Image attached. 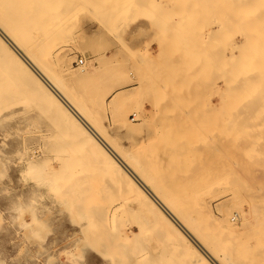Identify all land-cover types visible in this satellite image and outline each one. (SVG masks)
Segmentation results:
<instances>
[{
  "label": "rangeland",
  "instance_id": "1",
  "mask_svg": "<svg viewBox=\"0 0 264 264\" xmlns=\"http://www.w3.org/2000/svg\"><path fill=\"white\" fill-rule=\"evenodd\" d=\"M35 1L0 0V14L12 17L31 54L157 182L180 214L194 227L201 225L199 232L227 264H264V15L259 2L231 10L234 21L224 22L225 27L216 17L225 12L208 5L213 13L205 16L209 10L202 3L211 0H197L198 7L195 0H184L189 6L183 0L185 5L176 0ZM177 4L187 10L179 11ZM170 7L177 13H168ZM190 7L200 9L196 16ZM188 9L192 18L185 14L184 22L181 15L178 22ZM248 30L252 41L242 45L250 54L233 43ZM124 37L131 43L124 44ZM20 71L0 39V264H48L51 258L53 264H117L115 256L122 264L139 257L141 264H198L157 229L131 199L129 185H120L81 146L83 136L70 130L69 117L45 102L34 80ZM29 162L36 169L31 178L24 175ZM119 202L127 206L109 219L106 211ZM134 231L140 236H129Z\"/></svg>",
  "mask_w": 264,
  "mask_h": 264
},
{
  "label": "bare ground",
  "instance_id": "2",
  "mask_svg": "<svg viewBox=\"0 0 264 264\" xmlns=\"http://www.w3.org/2000/svg\"><path fill=\"white\" fill-rule=\"evenodd\" d=\"M35 1V0H34ZM134 1V0H133ZM137 1V0H136ZM134 1V2H136ZM139 1V0H138ZM159 1V0H158ZM166 1V0H165ZM174 0H170V2H173ZM180 1L181 3V0H176ZM175 1V2H176ZM184 1V0H183ZM182 1V2H183ZM192 1V0H191ZM199 1V0H198ZM202 2L203 1H206L208 2V0H201ZM210 1V0H209ZM36 2V1H35ZM39 2V0H38ZM110 1H108L109 3ZM169 2V1H168ZM185 4H187L189 6V4L184 1ZM196 4H197V7H198V4L201 6L200 3H197V0H195ZM259 2V3H258ZM18 3V2H17ZM16 3V4H17ZM40 3V2H39ZM159 3H162V2H159ZM165 3V2H164ZM164 3H163V8H164ZM177 3V2H176ZM204 3V2H203ZM203 3H202V8H205V11L209 10V13H210V9H208V5L209 7L212 9V11H215V10H220L222 12H225L226 16H223L222 13L220 12V16L219 15H216L217 13L214 12V18H215V15L217 17V21L218 22H222V25H224V22L226 23L227 21L229 22H232L234 21L233 19H229V17H231V13L230 11H235L236 9L235 8H239L241 7V5H254V4H257L259 5V7L261 8L259 11V15L262 14L264 15V0H211V4H204L203 6ZM19 4V3H18ZM167 6H171L172 4L170 3H166ZM182 5H185L184 3H181ZM181 4H177L179 5L178 8L180 7ZM193 4H194V1H193ZM192 4V5H193ZM83 5V4H82ZM162 5V4H161ZM181 5V6H182ZM39 6V5H37ZM175 6V4L172 5V7ZM186 6V7H188ZM194 6H196L194 4ZM15 7V6H13ZM34 7V6H33ZM36 7V6H35ZM166 7V6H165ZM184 7L185 6H182L180 7L179 11H182L181 9L183 8L184 10ZM185 7V8H186ZM232 7V8H231ZM193 7H190V10H192ZM196 8V7H194ZM231 8V9H230ZM171 9V7H170ZM173 9H176V7ZM14 10V9H13ZM187 10V8H186ZM185 10V13L184 14H180V16H177L176 20H178V22H182V19H181V15H183L184 17V22H187L186 20V17L184 16L185 14H189V9L188 11ZM195 12V15L193 14V16H196V11L200 9H193ZM192 10V11H193ZM204 9H202L201 11H203ZM165 11V10H164ZM172 11L174 13H177L176 10H170V12L168 11V13L172 14ZM191 11V12H192ZM205 11H203V13H205ZM188 12V13H187ZM200 16H202V14ZM206 14L205 16L207 15H211L212 16V13L211 12L210 14ZM179 14V12H178ZM199 14V13H198ZM197 14V16H198ZM175 15V14H174ZM249 15V14H248ZM252 16H254L253 14H251ZM261 15V16H262ZM190 17H187V18H192L191 14H189ZM238 16L237 14H234V17ZM250 16V17H252ZM180 17V18H179ZM199 17V16H198ZM197 17V18H198ZM209 17V16H208ZM263 17V16H262ZM195 18V17H193ZM212 18V17H211ZM212 18V19H214ZM240 18V17H238ZM169 19V18H168ZM172 19V18H171ZM186 19V20H185ZM188 19V21H189ZM251 19V18H249ZM259 19V18H258ZM173 20V19H172ZM171 20V21H172ZM175 20V21H176ZM210 20V19H209ZM264 19L261 18V22L263 21ZM12 17H10V15L8 14H0V39L4 42V47H5V50L8 54L12 55V57H15L18 62L20 63V65L22 66V71H20V73L23 74L24 72V75H26L25 77L28 78L29 77V80L33 81V85H36V89L40 91L41 93V96L43 97L44 101L45 102H50L52 103L54 106H56L57 109H59L60 111H63L64 114H66L67 118L69 117V119L71 120L72 123H70V130L75 133V134H79V135H82L83 136V139L80 140L82 143V147L84 146V148L86 149L87 152L90 153L91 156L95 157L96 160H98L103 167L106 168L107 171L111 172V175H114L116 177V179L120 182V185L122 186H125L123 185L126 184V185H129V195L131 196V199L134 200L136 202V204L139 206V209L141 208L142 211L145 213V215L148 217L149 220H151L155 226H157V229H160L163 234L165 236H167L173 243L172 245H174L175 247H179L180 250H182V252H186L192 263H208V264H227L225 262V260L223 259V257L218 254L217 252H215V250L209 245L208 241L206 240V238H204L202 236V234L199 232L200 229H202L201 225L198 224V228L194 227L193 223L189 220V218H185L183 217L180 212L178 211V209L176 208L175 204H174V201H172L170 199L169 196H167L166 194H164L162 192V190L160 189V187L158 185H156L157 182H154L153 181V178H151L148 174H146L144 172V170H142L141 168H139L134 162H132L128 156L122 152V150H120V148L115 145L110 139L109 137L101 130V128L87 115V113L84 111V109L78 105L75 100L65 91V89L63 88V85L61 84V81H59L60 79H56L53 75H51L50 73L47 72V70L45 69V67L31 54V51H29L26 46L22 43V41L19 39L18 35L16 34V32L14 31V26L12 25ZM169 21V20H168ZM198 21V20H197ZM217 21H216V24H217ZM259 22V21H258ZM11 23V24H10ZM191 23V22H190ZM188 23V24H190ZM236 23V22H235ZM234 23V24H235ZM183 24V23H182ZM187 24V25H188ZM192 24V23H191ZM215 24V26H216ZM221 24V23H220ZM227 24V23H226ZM224 25L225 27L228 25ZM232 24V23H231ZM261 24V23H260ZM179 25V24H178ZM181 25V24H180ZM186 25V26H187ZM263 25V24H262ZM257 26V28H260L263 27V26ZM184 26V25H182ZM189 26V25H188ZM187 26V27H188ZM192 26V25H191ZM218 26V25H217ZM176 27V26H175ZM178 27V26H177ZM190 27V26H189ZM246 27V26H245ZM254 27V26H253ZM252 27V28H253ZM184 28V27H183ZM219 28V27H217ZM224 28V27H223ZM248 29H251V27H246ZM180 29V28H179ZM222 29V27H221ZM183 30V29H182ZM186 30V28H185ZM184 30V31H185ZM209 30V29H208ZM263 30V29H262ZM189 31V29H188ZM240 31V30H239ZM238 31V32H239ZM246 31V30H245ZM259 31V30H258ZM187 32V31H185ZM213 32V31H212ZM235 32V31H234ZM241 32V31H240ZM183 33V31H182ZM188 33V32H187ZM263 33V32H262ZM185 34V33H183ZM212 34V33H210ZM241 34H244L243 32ZM249 34V35H248ZM264 34V33H263ZM187 35V34H185ZM215 35V33L213 34ZM212 35V36H213ZM237 35V34H235ZM261 35V34H260ZM251 36V32L248 30V32H246L243 36H242V41L241 42H238L237 41V37L234 36L236 39L233 43L236 44L235 45V48L239 47L240 45L243 46L242 44H246L247 42H250V40L252 41V38L250 37ZM209 37H211L209 35ZM233 37V38H234ZM232 38V37H231ZM232 38V39H233ZM260 38V37H259ZM191 39V38H190ZM261 39V38H260ZM195 40V39H194ZM187 41H190L188 40L187 38ZM230 41V40H229ZM256 41V40H254ZM205 42V41H204ZM217 42V41H216ZM215 42V44H216ZM260 42V41H259ZM256 43L261 45L260 43ZM262 44H264V41H262ZM202 43V42H201ZM209 43V41H208ZM211 43V42H210ZM228 43V42H227ZM232 43V45H234ZM31 44V43H30ZM163 44V43H162ZM192 44V43H191ZM194 44V43H193ZM206 44V43H205ZM213 44V43H211ZM210 44V45H211ZM221 44V43H220ZM240 44V45H239ZM208 45V46H210ZM239 45V46H238ZM248 45H251V43H249ZM188 46V45H187ZM206 46V45H205ZM263 46V45H262ZM245 48V50L247 49L246 47H248L247 45L246 46H243ZM264 47V46H263ZM232 48V47H231ZM243 48V50H244ZM249 48V47H248ZM252 48V47H251ZM226 49V48H225ZM234 49V48H233ZM250 49V48H249ZM255 49H257L255 47ZM260 49V48H259ZM210 50V49H209ZM217 50V49H216ZM253 50V48H252ZM261 50V49H260ZM247 51V50H246ZM245 51V52H246ZM249 51V50H248ZM247 51V52H248ZM209 52V51H208ZM251 50L249 51V54H250ZM198 53V52H197ZM215 53V52H214ZM252 53H254V51H252ZM262 53H263V48H262ZM34 54V53H33ZM211 54V53H210ZM213 54V53H212ZM211 54V55H212ZM260 54V52H259ZM264 54V53H263ZM198 55V54H196ZM209 57V60H212V57L211 56ZM254 55V54H253ZM199 57H201L200 55H198ZM206 56V54H205ZM215 56V54H214ZM232 56V55H231ZM236 56V55H235ZM198 57V58H199ZM219 57V56H218ZM228 57V56H227ZM208 58V57H207ZM217 58V57H216ZM253 58V57H252ZM263 58V57H261ZM221 59V58H220ZM200 60V59H199ZM214 60V59H213ZM212 60V61H213ZM230 60V58H229ZM231 60H232V57H231ZM80 63L83 62V60H79ZM217 60H215L216 62ZM211 62V61H210ZM214 62V61H213ZM214 62V66L212 65V68L213 67H216L217 64H215ZM233 62V61H232ZM226 64V63H225ZM228 64V63H227ZM231 65V63H230ZM235 65V64H234ZM238 66V65H237ZM236 66V67H237ZM222 68V67H221ZM226 68V66H225ZM224 68V69H225ZM232 68V66H231ZM254 68V66H253ZM252 68V70H253ZM204 69V68H202ZM228 69V67H227ZM226 69V70H227ZM214 71H217L218 69H213ZM263 70V69H261ZM211 72V71H210ZM225 72V71H224ZM227 72V71H226ZM254 72V71H253ZM264 72V71H262ZM220 73V71H219ZM222 73V72H221ZM260 73V72H259ZM215 74V73H214ZM218 74V73H216ZM241 74V73H240ZM224 75V74H223ZM227 74H225L226 76ZM262 75V74H261ZM225 76H223V78H225ZM250 77L253 78V76L255 75H248ZM247 75L244 76L245 78L248 77ZM263 77H264V74H263ZM235 78L231 79V80H234ZM244 79V78H243ZM242 79V80H243ZM247 79V78H246ZM248 79L250 80V78L248 77ZM247 79V80H248ZM264 79V78H263ZM226 80V79H224ZM238 80V79H237ZM228 81V80H227ZM226 81V82H227ZM230 81V80H229ZM255 81V80H254ZM216 82V81H215ZM235 83L237 82L236 80L234 81ZM241 83V82H239ZM253 83V82H252ZM251 83V84H252ZM229 84V83H228ZM234 84V83H232ZM232 84L231 86H229V88L231 87L232 88ZM248 84V82H247ZM238 85V84H237ZM240 85V84H239ZM241 85H244V84H241ZM246 85V84H245ZM260 85V84H258ZM228 86V85H227ZM227 86L225 88H227ZM249 86V85H248ZM34 87V86H33ZM243 87V86H242ZM246 87V86H245ZM250 87V86H249ZM263 87V86H261ZM259 87V89L261 88ZM230 88V89H231ZM238 87H236L237 89ZM247 88V87H246ZM256 88V87H255ZM68 89V88H67ZM229 89V91H230ZM233 89V88H232ZM231 89V93L233 92V90ZM253 89V88H252ZM251 89V90H252ZM262 89V88H261ZM219 90V89H217ZM238 90V89H237ZM235 90V91H237ZM69 91V90H68ZM220 91V90H219ZM218 91V92H219ZM253 91V90H252ZM255 91V90H254ZM228 92V91H226ZM238 92V91H237ZM245 92V91H244ZM258 92V91H257ZM261 92V91H260ZM255 94V93H254ZM253 94V95H254ZM257 94V93H256ZM229 95V94H228ZM249 95V94H248ZM261 95V94H260ZM231 96V95H230ZM230 96H226L227 97H230ZM233 96V94H232ZM247 96V95H246ZM244 96V97H246ZM251 96V95H250ZM256 96V95H255ZM234 97V96H233ZM248 97V96H247ZM251 98V97H250ZM231 99V97L229 98V100ZM246 99V98H245ZM248 99V98H247ZM245 102H249L251 103L250 101H252V99H248V101ZM254 99V97H253ZM256 99V98H255ZM258 99V98H257ZM261 101L264 99L262 96H261ZM258 99V100H260ZM224 101H226L225 99H221ZM244 100V98H243ZM250 100V101H249ZM228 101V100H227ZM254 101V100H253ZM252 101V102H253ZM49 103V104H50ZM249 103H243L241 106L244 107L245 105H250ZM48 104V103H47ZM244 105V106H243ZM261 106V105H260ZM249 107V106H247ZM245 107V108H247ZM215 109V108H213ZM238 110V109H237ZM241 113V112H240ZM135 116L137 114H134ZM232 115V114H231ZM137 117V116H136ZM234 120V119H232ZM236 123V122H235ZM240 129V128H239ZM216 138V137H215ZM77 139V138H76ZM79 141V140H78ZM79 141V142H80ZM32 156V155H31ZM32 158V157H31ZM34 159V157H33ZM26 160H29V159H26ZM31 160V159H30ZM29 164L32 166V162H29ZM100 164V165H101ZM24 165V164H23ZM26 166V165H25ZM149 172V171H148ZM96 173V172H95ZM110 175V176H111ZM113 176V178H114ZM165 179V178H164ZM166 180V179H165ZM171 180V179H170ZM169 180V181H170ZM164 181V180H162ZM165 185H167V187H171L170 185H173V184H170L169 185V182L167 183L166 181H164ZM176 185V184H175ZM177 186V185H176ZM175 187V189H177ZM72 189V188H71ZM172 189V188H171ZM169 191V190H168ZM65 197V196H64ZM130 202V201H129ZM126 204V205H125ZM123 203V202H119V203H116L114 204L113 206L109 207L108 210L106 211V216L110 219H113V217H115L117 215V212L122 209L125 206H127V203ZM184 215V214H183ZM105 216V217H106ZM187 216H190L189 214H187ZM193 219V216L190 217ZM195 218V217H194ZM107 219V218H106ZM114 219H117L114 218ZM236 218H232V220H235ZM108 220V219H107ZM195 221V220H194ZM193 221V222H194ZM147 225V224H146ZM204 225V224H203ZM119 230V228H118ZM229 231V230H228ZM226 232V231H225ZM227 233V232H226ZM141 234V233H140ZM138 233H136L135 231L134 232H131V234L129 236H137ZM235 235V234H234ZM140 236V235H138ZM122 237V236H121ZM124 240V239H123ZM129 241V240H128ZM119 242H120V239H119ZM118 242V243H119ZM126 242V241H125ZM134 242V241H132ZM115 243V242H114ZM117 243V244H118ZM128 244V242H127ZM121 245V244H120ZM129 245H131L129 243ZM116 246V244H115ZM118 246V245H117ZM114 247V246H113ZM125 247V246H124ZM122 248V249H125V248ZM130 247V246H128ZM118 249V247H117ZM122 251V250H121ZM120 251V252H121ZM128 251H130V249H128ZM126 251V252H128ZM140 251V250H139ZM105 252V251H104ZM125 252V253H126ZM127 255V254H126ZM124 255V256H126ZM130 255V254H129ZM132 256V255H131ZM192 256V257H191ZM128 257V256H127ZM51 258V257H50ZM115 258V260H114ZM113 258L112 261H115V263L117 264H122V259H119L118 257V260H116V256ZM132 258V257H131ZM141 257L139 258H136L135 260H137L136 262L134 261L133 262V258L131 259L132 260V264H137L140 263L139 261H141L142 263V260L140 259ZM151 258V257H150ZM129 259V258H128ZM125 260V259H124ZM150 260V259H149ZM53 261H54V258H51L48 260V264H53ZM148 261V260H147ZM146 261V262H147ZM151 263V261H148ZM140 263V264H141ZM230 264V263H229Z\"/></svg>",
  "mask_w": 264,
  "mask_h": 264
},
{
  "label": "clouds",
  "instance_id": "3",
  "mask_svg": "<svg viewBox=\"0 0 264 264\" xmlns=\"http://www.w3.org/2000/svg\"><path fill=\"white\" fill-rule=\"evenodd\" d=\"M35 171H36V169L33 166L29 165V167L26 170V172L24 173V175L28 178H31L34 175ZM22 226L23 227H30V225H25V224H22ZM36 235L39 236V233L37 232Z\"/></svg>",
  "mask_w": 264,
  "mask_h": 264
},
{
  "label": "crops",
  "instance_id": "4",
  "mask_svg": "<svg viewBox=\"0 0 264 264\" xmlns=\"http://www.w3.org/2000/svg\"><path fill=\"white\" fill-rule=\"evenodd\" d=\"M152 47L154 48L155 53H157V51H158V49H159V45H158V43H157V42H154Z\"/></svg>",
  "mask_w": 264,
  "mask_h": 264
},
{
  "label": "snow or ice",
  "instance_id": "5",
  "mask_svg": "<svg viewBox=\"0 0 264 264\" xmlns=\"http://www.w3.org/2000/svg\"><path fill=\"white\" fill-rule=\"evenodd\" d=\"M123 43H124V44H128V43H131V41L129 40L128 37H124V38H123Z\"/></svg>",
  "mask_w": 264,
  "mask_h": 264
}]
</instances>
